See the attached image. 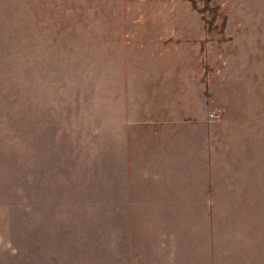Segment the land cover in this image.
Returning a JSON list of instances; mask_svg holds the SVG:
<instances>
[{
    "label": "rangeland",
    "instance_id": "rangeland-1",
    "mask_svg": "<svg viewBox=\"0 0 264 264\" xmlns=\"http://www.w3.org/2000/svg\"><path fill=\"white\" fill-rule=\"evenodd\" d=\"M263 248L264 0H0V264Z\"/></svg>",
    "mask_w": 264,
    "mask_h": 264
},
{
    "label": "crops",
    "instance_id": "crops-1",
    "mask_svg": "<svg viewBox=\"0 0 264 264\" xmlns=\"http://www.w3.org/2000/svg\"><path fill=\"white\" fill-rule=\"evenodd\" d=\"M195 196H196V195H195ZM203 196H204V195H203ZM198 197H200V199H201V196H198ZM195 198H197V197H195ZM186 199H188V198H186ZM186 199H185L184 197H181V198L176 197L174 200H175V201H177V200H182V201H183V200H186ZM166 200H169V199H166ZM191 200H192V199H191ZM193 200H196V199H194V197H193ZM197 200H198V199H197ZM206 200H208V199H206ZM252 202L255 203L256 200H252ZM194 244H196V243H194ZM236 255H237V254H236ZM236 255H235V256H236ZM237 256H238V255H237Z\"/></svg>",
    "mask_w": 264,
    "mask_h": 264
},
{
    "label": "built area",
    "instance_id": "built-area-1",
    "mask_svg": "<svg viewBox=\"0 0 264 264\" xmlns=\"http://www.w3.org/2000/svg\"><path fill=\"white\" fill-rule=\"evenodd\" d=\"M210 115L212 116V115H213V113H210Z\"/></svg>",
    "mask_w": 264,
    "mask_h": 264
},
{
    "label": "bare ground",
    "instance_id": "bare-ground-1",
    "mask_svg": "<svg viewBox=\"0 0 264 264\" xmlns=\"http://www.w3.org/2000/svg\"><path fill=\"white\" fill-rule=\"evenodd\" d=\"M263 250H264V248H263Z\"/></svg>",
    "mask_w": 264,
    "mask_h": 264
}]
</instances>
